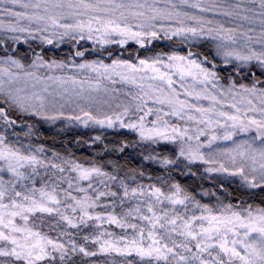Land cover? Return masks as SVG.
<instances>
[{"label": "snow or ice", "instance_id": "obj_1", "mask_svg": "<svg viewBox=\"0 0 264 264\" xmlns=\"http://www.w3.org/2000/svg\"><path fill=\"white\" fill-rule=\"evenodd\" d=\"M0 264H264V0H0Z\"/></svg>", "mask_w": 264, "mask_h": 264}]
</instances>
